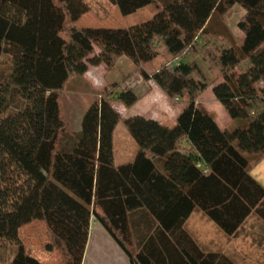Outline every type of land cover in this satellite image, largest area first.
Returning a JSON list of instances; mask_svg holds the SVG:
<instances>
[{"label":"trees","instance_id":"16d2710c","mask_svg":"<svg viewBox=\"0 0 264 264\" xmlns=\"http://www.w3.org/2000/svg\"><path fill=\"white\" fill-rule=\"evenodd\" d=\"M107 1L125 16L157 12L131 28H78L87 0H0V264H43L20 237L34 221L46 224L60 264H83L93 217L131 264H236L205 253L185 225L195 210L229 236L254 215L264 220V187L250 173L264 157V0ZM237 6L242 39L228 23ZM124 57L186 103L175 125L124 118L116 104L142 98L113 85L65 142L62 91ZM157 60L152 75L144 70ZM212 88L231 119L225 129L198 104ZM121 122L138 151L116 166Z\"/></svg>","mask_w":264,"mask_h":264},{"label":"rangeland","instance_id":"374dc122","mask_svg":"<svg viewBox=\"0 0 264 264\" xmlns=\"http://www.w3.org/2000/svg\"><path fill=\"white\" fill-rule=\"evenodd\" d=\"M90 5V12L84 15L77 23L78 28H107L125 29L144 24L151 20L157 10L154 5H150L136 12L125 16L118 6L112 5L107 0H87ZM245 11L241 7L234 9L232 17L228 23L233 34L242 39L244 34L239 30L238 23L244 17ZM161 61L143 65L144 70L153 74L160 67ZM92 70L85 77L74 78L70 81L62 93L63 114L69 123L68 134L65 142L75 137L79 114L86 112L88 107L99 97L105 88L113 85H120L121 88H132L141 96L142 100L132 109H124L119 103L116 104L122 116L139 114L146 118H162L164 124L174 126L175 117L185 107L182 99H170L155 81H147L143 78L140 68L136 67L128 58H122L115 69L111 71ZM89 79V82H88ZM198 104L212 113L221 126H229L231 119L220 102L216 99L213 88L204 93L198 100ZM121 130L127 133L126 127L121 122L117 138ZM118 141V140H117ZM20 237L32 257L43 264H60V257L56 251L47 250L48 231L43 221H34L24 225L20 229Z\"/></svg>","mask_w":264,"mask_h":264},{"label":"crops","instance_id":"0c3cea01","mask_svg":"<svg viewBox=\"0 0 264 264\" xmlns=\"http://www.w3.org/2000/svg\"><path fill=\"white\" fill-rule=\"evenodd\" d=\"M101 66L91 67L83 77L87 78L92 70H100ZM103 70H105V66ZM84 114L85 112L77 115L76 134L81 131ZM131 116H139V114L123 117L128 118ZM177 116L174 118L175 121ZM152 119L164 124L162 118L155 117ZM219 126L222 129L227 128V126H221L220 124ZM118 130L119 125L114 136L115 164L116 166H122L134 160L138 146L128 131L126 133L121 130V134L117 138ZM188 146L186 143L185 147ZM250 173L264 187V157L252 167ZM185 228L205 253L224 255L236 264H264V220L256 215L244 225L240 234L235 236L227 235L200 210L193 212L186 222ZM138 230H141V232H137V235L143 234L145 231L144 227L138 228ZM83 264H131L122 247L95 217L91 221L89 241Z\"/></svg>","mask_w":264,"mask_h":264}]
</instances>
